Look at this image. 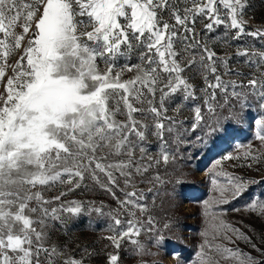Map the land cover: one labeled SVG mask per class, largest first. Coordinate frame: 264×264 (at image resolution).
<instances>
[{"label": "snow or ice", "instance_id": "6c2138e0", "mask_svg": "<svg viewBox=\"0 0 264 264\" xmlns=\"http://www.w3.org/2000/svg\"><path fill=\"white\" fill-rule=\"evenodd\" d=\"M218 4L226 10L223 18ZM246 7L242 0H185L183 8L175 0H0V264H83L82 259L65 258L57 246H46L51 224L62 220V212L80 214L83 205L72 202L70 207L61 204L49 209L52 200L44 199L40 189L67 184L70 192L81 187L85 174L98 179L97 174L103 173L109 184L116 185L118 173L125 186L132 188L120 201L132 218L126 228L107 239L117 249L127 239L143 253L144 245L137 238L142 230L152 232L155 221L152 216L144 222L136 217V211L147 213L149 205L142 191L138 195L134 177L174 157L166 147L158 158L147 155L142 145L148 125L135 114H151L155 118L152 134L163 140L164 132H172L171 124L176 123L166 116L165 104L196 99V90L184 75L189 70L203 78L201 91L209 113L224 106L217 101L218 90L224 104L230 98L246 101V93L238 89H248L264 101V79L255 72L246 82L224 79L243 73L228 67L229 58L217 56L195 31L200 16L209 21L205 32L226 26L235 30L233 39H240L246 34ZM247 35L264 38V30ZM134 50L139 51V63L131 64L128 60ZM236 55L247 57L257 70L264 68V51L245 49ZM121 59L126 62L117 70ZM125 72L135 75L123 79ZM157 92L158 104L150 98ZM202 121L201 107L196 106L192 129ZM258 124L257 139L264 143V119ZM245 156L260 159L251 151ZM113 157L118 159L107 162ZM224 179L226 184L213 179L219 195L205 201L210 220L203 235L211 239H205L197 254L200 264H219L212 252L235 264H257L238 247L215 243L220 236L234 244L235 235L256 248L245 232L210 211L230 202L225 193L237 198L247 187L240 177ZM148 182L163 183L158 174ZM66 194L61 192L53 200ZM247 209L264 218V200L254 199ZM121 223L114 217V225ZM118 262V254H108V264Z\"/></svg>", "mask_w": 264, "mask_h": 264}, {"label": "rangeland", "instance_id": "374dc122", "mask_svg": "<svg viewBox=\"0 0 264 264\" xmlns=\"http://www.w3.org/2000/svg\"><path fill=\"white\" fill-rule=\"evenodd\" d=\"M175 2L181 8L185 6V0ZM242 2L247 4L244 9L247 25L246 34L240 39H233L235 30L226 26L216 27L211 33L205 32L204 24L209 21L200 16L196 18L195 31L199 34L197 38L205 40L217 56L229 58L228 67L243 73V75L232 73L223 78L246 82L252 78V72H255L258 78L264 79L260 77V71H264V68L257 70L249 63L247 57L236 55L238 51L245 49L250 53L264 51V38L247 35L257 29L264 30V0ZM217 6L221 9L223 18L226 10L219 4ZM165 19H168L167 15ZM169 23L174 21L169 20ZM16 31L19 32L20 28L17 27ZM2 38L0 34V39ZM180 49L182 45L178 46V50ZM196 54L198 56L199 52ZM138 55L139 51L134 50L128 62L139 63ZM9 62H14V58ZM125 62L124 59L118 61L117 70ZM98 63L101 68L104 67L102 61ZM218 67L223 75V67L219 62ZM133 75L134 72H125L122 78L129 79ZM184 75L194 86L196 99L177 100L165 104L166 116L171 117L176 123L171 124L172 132H164L163 140L152 134L155 118L151 114L144 116L135 114L137 120L148 125L145 130L146 143L142 145L147 149V155L158 158L161 149L166 147L170 156L174 157L168 164L161 162L150 168L144 176L137 174L134 177L138 195L142 191L146 198L144 202L149 205L147 213L141 214L136 211V217L144 222L148 216H152L155 221L152 232L142 230L137 238L144 245L143 253L136 251L137 246L127 239L121 241L119 249L107 239L126 228V221L132 218L120 205L125 192L131 191L132 188L125 186L123 177H119L118 173H115L116 185L109 184L107 177L103 173H98V179L85 174L83 181L80 182L81 187L70 192L67 184H56L40 189L44 199L52 200V203L47 205L49 209L59 207L61 204L70 207L73 206L72 202H80L83 205L80 214L62 212V220L51 224L46 246H57L66 253L65 258L72 256L82 259L83 264H108L109 253L119 255L118 264H200V257L197 254L201 251L205 239H211L203 235L205 229L209 227L210 220L209 216L205 215V201L219 195L213 185V179L220 184H226L224 177L231 175L243 179L247 185L245 191L237 198H231L225 193L230 202L218 204L210 211L245 232L256 244V248L235 235L234 244L220 236L216 238L215 243L230 248L238 247L243 253L254 257L257 264H264V218L247 209V205L254 199L264 200V143L257 139V132L260 130L258 121L264 119V107L261 106L264 101H261L258 94L249 93L248 89H238L246 93V101L230 98L228 103L224 104L223 95L218 90L217 101L224 106L216 107L215 113H209L204 105L206 94L201 91L205 86L202 76L191 70ZM150 98L158 104L160 93L157 92L154 98ZM196 106L201 107L204 121L193 130ZM117 118L125 119L123 116ZM164 122L167 128L169 121L165 119ZM248 151L260 159L254 161L246 157L245 153ZM139 155L137 151V158ZM229 155L233 158L226 159L225 157ZM115 159L118 158H110L107 162L111 163ZM217 161L220 163L217 164ZM157 174L163 183H149L148 181ZM150 188L151 192L148 191ZM61 192L67 194L59 201L53 200ZM117 216L122 221L120 226L114 225V217ZM165 224L168 225L167 228L164 227ZM144 226L149 227L147 223ZM211 255L214 259H219V264H235L234 260L219 258L214 252ZM57 264H62V261H58Z\"/></svg>", "mask_w": 264, "mask_h": 264}]
</instances>
